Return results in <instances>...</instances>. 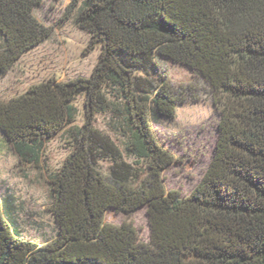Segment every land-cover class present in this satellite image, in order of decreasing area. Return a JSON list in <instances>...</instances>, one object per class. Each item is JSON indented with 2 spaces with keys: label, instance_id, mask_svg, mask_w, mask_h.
Listing matches in <instances>:
<instances>
[{
  "label": "trees",
  "instance_id": "1",
  "mask_svg": "<svg viewBox=\"0 0 264 264\" xmlns=\"http://www.w3.org/2000/svg\"><path fill=\"white\" fill-rule=\"evenodd\" d=\"M39 3L0 0V74L50 37L32 14ZM71 9L100 47L90 76L0 101V132L20 163L39 167L45 143L68 137L67 156L46 169L55 235L23 239L4 212L13 196H0V264H264V0H73ZM161 60L200 76L219 109L213 156L187 195L165 189L173 156L151 127L178 103ZM99 113L123 149L94 127ZM142 207L146 242L130 223L104 221L107 210Z\"/></svg>",
  "mask_w": 264,
  "mask_h": 264
},
{
  "label": "rangeland",
  "instance_id": "2",
  "mask_svg": "<svg viewBox=\"0 0 264 264\" xmlns=\"http://www.w3.org/2000/svg\"><path fill=\"white\" fill-rule=\"evenodd\" d=\"M73 0H40L32 11L34 18L51 28V35L42 43L26 51L3 74H0V101L21 94L30 85L47 79L66 82L87 78L95 66L100 47H91L90 36L74 23L76 9L69 10ZM172 89L178 94L175 115L171 119L151 120V127L162 148L173 156L172 163L161 173L166 190L187 195L207 168L218 137L219 109L204 80L187 67L166 60L160 61ZM83 96H78L77 124L85 119ZM109 113H99L94 127L108 133L123 149L124 139L106 126ZM70 151L69 140L58 134L45 143L39 167L20 163L0 132V196H13V212L5 209L16 224L19 235L37 245L52 239L56 225L49 210L51 194L46 172L60 166ZM111 161L98 163L108 174ZM47 169V170H46ZM13 213V214H12ZM106 223H130L140 241L148 239L149 227L145 207L131 214L107 210Z\"/></svg>",
  "mask_w": 264,
  "mask_h": 264
}]
</instances>
